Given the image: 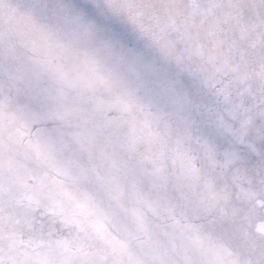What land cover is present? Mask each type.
Instances as JSON below:
<instances>
[{
  "label": "clouds",
  "instance_id": "9594fccd",
  "mask_svg": "<svg viewBox=\"0 0 264 264\" xmlns=\"http://www.w3.org/2000/svg\"><path fill=\"white\" fill-rule=\"evenodd\" d=\"M0 264H264V0H0Z\"/></svg>",
  "mask_w": 264,
  "mask_h": 264
}]
</instances>
